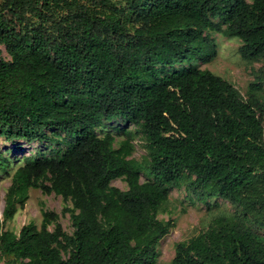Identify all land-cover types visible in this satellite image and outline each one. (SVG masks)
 Wrapping results in <instances>:
<instances>
[{"label":"trees","instance_id":"16d2710c","mask_svg":"<svg viewBox=\"0 0 264 264\" xmlns=\"http://www.w3.org/2000/svg\"><path fill=\"white\" fill-rule=\"evenodd\" d=\"M209 31L237 38L242 60L262 62L249 85L261 90L264 0H0V137L42 145L10 175L4 264H156L174 227L159 208L183 184L208 209L218 198L238 210L176 243L172 264H264V237L248 225L264 230L255 106L210 70L177 67L213 56ZM118 117L141 129L148 160L128 158V138L115 148L112 133H97ZM9 167L0 153V172ZM117 178L125 190L111 185ZM29 188L71 203V234L45 210L39 228H4Z\"/></svg>","mask_w":264,"mask_h":264},{"label":"rangeland","instance_id":"374dc122","mask_svg":"<svg viewBox=\"0 0 264 264\" xmlns=\"http://www.w3.org/2000/svg\"><path fill=\"white\" fill-rule=\"evenodd\" d=\"M246 1L250 2V0ZM206 33L212 40V47L208 50L214 53L213 56L210 59L201 61L192 60L177 67L195 66L200 69H208L229 81L238 90L243 99L250 100L254 104L256 114L262 124V140L264 142V86L259 91H249V85L255 82V76L258 74L262 62L242 60L238 51L241 43L237 38H228L215 31ZM0 54L3 58L8 59L2 46H0ZM255 102H258V105H255ZM101 129L97 130L99 135L104 132L112 133L115 148L120 147L126 138L129 139L131 148L128 158L134 159L138 163L148 160V150L140 128L118 117L113 121L105 122ZM124 132L129 133V135L127 136ZM40 149H42V145L38 143L12 144L0 137V153L5 155L10 161L7 174L4 171L0 172V222L2 221L5 192L10 183V175H12L17 166L16 161L23 155H30ZM43 149L45 150V147ZM146 180H148V177L141 172L140 182ZM111 185L120 190L127 188L125 181L121 178L112 180ZM209 203L210 209L196 201L184 184L177 189L169 191L167 201L159 208L158 218L163 221L173 220L174 227L169 230V233L156 246V264H172L176 243L189 240L191 237L206 231L212 224L213 218L232 215L238 210L237 207L218 198L211 199ZM66 207L70 208L71 203L69 201L64 202L60 195L53 192L43 193L38 188H29L23 206L18 208L13 218L4 224V228L16 234L24 224L29 222L34 223L39 228L42 221V211L45 210L56 213L63 230L71 234L73 229L70 214L64 211ZM248 225L253 232L264 237L263 229L256 227L252 223H248ZM48 228L51 230L53 225L51 224ZM0 264H4L2 260H0Z\"/></svg>","mask_w":264,"mask_h":264}]
</instances>
